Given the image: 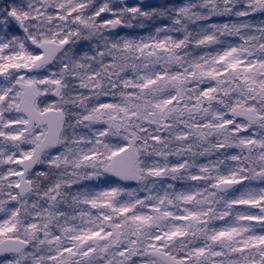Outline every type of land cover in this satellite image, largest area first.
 Returning <instances> with one entry per match:
<instances>
[{"label":"rangeland","instance_id":"374dc122","mask_svg":"<svg viewBox=\"0 0 264 264\" xmlns=\"http://www.w3.org/2000/svg\"><path fill=\"white\" fill-rule=\"evenodd\" d=\"M75 7L78 12L82 6L78 3ZM115 7L116 9H114ZM98 9L105 13L108 12L111 17L100 25L94 19L92 21L90 19L93 25L79 24L74 19H68L66 14L55 12V15L61 17L60 21L62 22L58 24L61 32L57 35H48L50 32L47 31L50 26L46 24L48 17L42 10L37 12L39 15L36 18L31 19L26 16L25 11H22V14L14 19L9 17L5 4L2 5L0 0V17L8 15L11 20L10 31L24 36L25 46L34 41L48 39L72 40L71 50L61 56L55 65L47 69L40 72L25 71L20 73L8 70L4 73L9 77L6 81L3 80L5 83L3 96L0 87V142L10 143L12 146L17 144L18 147L12 154L4 150L2 155L0 149V217L2 219L0 220V239L19 236L30 242V248L19 255L3 259L0 264H66L69 259L71 261L68 264H80L78 263L80 260L78 252L82 255L90 254L99 246L112 245L114 241H121L126 233L130 235L135 233L138 240L146 244V250L159 249L167 252V249L173 248L181 238L193 235L197 223H202L209 213H216L213 210L218 204L225 207L231 205L230 199L244 198V189L216 197L214 192L216 181H214L211 185L212 189H207L203 193L189 189L183 201L177 199L176 203L174 201L171 206L169 197L164 192V189L168 188L164 186L163 182L158 183V178L173 168L185 169L186 159L174 146V142L180 144L190 140L188 133L176 130L164 140L156 137L153 140L152 137L151 141H148L147 137L140 136L142 129H134L129 137L119 139L114 127L111 126L112 121L109 125H98V127L92 125L93 122H81L80 125L70 126L66 124L62 131L60 147L47 150L42 154L39 166L29 171L26 176L30 184V191L23 198H19L16 191L21 172L19 161L38 144L44 134V129H35L30 133L24 131V119L18 111L19 90L14 84L17 78H22L35 86L39 93L37 101L39 109L58 107L64 111L67 118L68 116H79L83 119L97 114L129 117L133 118V121L139 122L138 126L142 128L147 127L145 120H152L163 115L169 106L173 107L175 101L181 103L180 98L185 96L179 77L176 79L164 78V81H168L167 85H159L158 82L161 79L157 77L156 70L151 67V65L154 68L170 66L175 62V57L167 50L165 52L164 50H155L156 54L153 58H146L144 55L140 58L137 51L126 54L117 53L116 58H123L126 55L122 62L127 64L129 71L122 80L112 83L108 93H106V88L110 84L101 82L98 77H85L80 73L76 75L77 77L64 81L60 66H64L65 60L72 57L71 55L76 49L82 51L92 49L96 53V57H88L84 54L81 59L98 61L106 49L116 44L118 35L128 32L133 28V25L141 26L144 19L158 12V5L142 9L140 6L129 5L127 7V5L116 2L111 3L110 6L100 4ZM68 14H72V12L70 11ZM89 17L91 18V16ZM115 18L123 22L118 31H112L110 28V22ZM67 19L68 21H65ZM37 58L38 54L29 51L27 55L23 56L25 67L33 65ZM218 61L219 58L205 63L200 70L211 72L213 66H216L214 64ZM229 65L235 70L238 67L240 75L249 74L253 70L248 64H239L232 59L229 60ZM11 80H13V84L10 83ZM57 86H61L62 89L59 96H54L53 91ZM230 100L233 103L230 108L264 114V85L255 94L245 97L234 94ZM225 115L228 116V113L221 109H215L207 115L201 114L200 122L193 121L192 123L200 128L208 127L211 124L219 125ZM263 132L264 122L256 127H250L243 123L239 130L241 134H252L256 142L261 140ZM65 141H69L70 144L73 141L76 144L75 150L89 153L88 158L95 161L96 167L92 171V176L95 178L94 191L98 194L95 196L98 201H90L91 194L85 188L70 194L67 199L69 209L64 212L65 208L60 207L59 214L54 220L57 229L54 232L48 227V202L46 200L49 201L50 198L55 200L62 196L63 179L58 178L56 173L49 169V166H53L64 158L63 143ZM127 142H134L140 152L141 160L137 166L140 173L143 171L140 163L144 162L146 157L150 160L146 187L140 189L131 185L121 186L109 196L98 197L100 188L96 186V183L98 180L100 182L103 177L101 170L106 168L105 163L110 155ZM83 158L76 159V167L80 166ZM86 162L88 161L86 160ZM256 162L264 165V155H260ZM209 170L207 174L215 176V171ZM259 181L256 174L251 173L249 185L255 187ZM132 199L135 204L141 205L142 209L137 212L132 211L134 214H131V221L127 217L123 220L122 213L128 203L133 201ZM12 203L19 205L24 212L28 208L30 215L19 219L15 215H10L8 209ZM99 216L106 217L98 219ZM107 217H120V220L115 225ZM193 218L196 221L190 222ZM250 228L249 222L244 225L237 221L220 227L219 234L237 231L248 232L243 233L245 238L238 243L246 248L241 251L232 250L235 255L231 257L230 264H254L256 260L264 257V251H261L264 244V231L256 233L254 229ZM101 253L105 255L90 257L85 264L113 263L116 256L120 260L124 252L114 253L102 249ZM170 255L183 264H195L192 255L183 251V248L178 249L175 254L170 252ZM131 264L162 263L146 256V258L138 259Z\"/></svg>","mask_w":264,"mask_h":264},{"label":"trees","instance_id":"16d2710c","mask_svg":"<svg viewBox=\"0 0 264 264\" xmlns=\"http://www.w3.org/2000/svg\"><path fill=\"white\" fill-rule=\"evenodd\" d=\"M111 2L116 3L120 0H1V4H5L9 17L14 19L18 18L22 11H25L26 16L31 19L36 18L39 15L37 12L45 9L48 17L46 24L50 26L47 29L50 31L48 35H57L61 32L58 25L62 22L61 17L55 15V12L66 14L68 19H74L79 24L93 25L91 21L94 19L100 25L109 18V14H101L98 6L100 4L106 6ZM78 3L82 7L76 12L75 6ZM223 3L222 10L225 9V13H228L226 18L209 20L202 16L213 13L216 8L219 11L216 6ZM70 11L72 14H68ZM10 18L8 15L0 17V80L4 79V72L7 70L17 73L23 71L26 66L23 56L32 51L30 46L24 45V36L10 31ZM117 42L118 45L114 47L122 45L127 52L137 51L140 58L143 55L146 58H153L156 54L155 50L169 51L175 57L172 65L158 68L151 65V67L156 70L157 77L161 79L158 82L159 85H167L168 81H164V78H180L181 89H184L185 95L180 98L181 103L175 101L173 107L169 106L163 115L152 120H145L147 121L145 128L138 126L139 122L133 121V118L111 114L91 115L83 119L79 116H68L67 124L70 126L80 125L81 122H93L92 125L98 127V125H109L112 121L111 126L114 127L119 139L129 137L134 129H142L140 136L147 137L148 141H151L152 137L153 140L154 137L164 140L176 130L188 133L190 140L180 144L174 142V146L186 159L185 169L173 168L158 178V183L163 182L168 188L164 189V192L167 193L171 206L177 199L183 201L189 189L203 193L207 189H212L211 185L216 180L245 177L246 181L235 189L237 191L244 189V198L230 199L231 205L225 207L218 205L213 210L216 213H209L202 223H197L193 235H186L176 242L173 248L167 249V252L175 254L178 249L183 248V251L192 255L195 264H230L231 257L235 255L232 250L241 251L246 248L238 243L245 238L243 233L248 232L219 234L222 225H229L234 221L244 225L249 222L250 229H254L256 233L264 231V177L255 187L249 185L251 173L264 168L263 164L256 162L260 155H264V133L261 134V140L256 142L254 136L239 133L242 122L231 120L227 115L219 125L211 124L200 128L198 125L194 126L192 122H200L201 114L207 115L215 109L227 112L233 104L230 98L234 94L245 97L257 93L259 88L262 89L264 85V0H166L162 3L158 16L146 18L142 26H134ZM92 54L89 53L93 56ZM116 54L107 51L99 63H94L92 60H82V53L76 49L72 57L65 60L64 66H60L63 71V80L68 81L80 73H84L85 76L96 75L103 79L104 83L110 84L106 88L108 93L112 81L117 83L122 80L124 70L127 68V64L122 62L126 55L123 58H116ZM217 58L219 61L214 64L216 66H213L211 72L200 70L205 63ZM230 59L239 64L246 63L253 70L249 74L240 75L238 67L235 70L229 65ZM2 80L0 87L3 96L5 83ZM147 117L150 118V116ZM75 145L73 141L71 144L65 141L63 143L64 158L53 166H49L58 178L63 179L62 196L55 200L52 198L49 201L46 200L48 220L53 229H55L54 220L60 207L69 209L67 199L73 192L82 188L88 189L91 194L90 201H98L95 198L98 194L93 189L92 176L96 163L88 158L89 153L75 150ZM17 147V144L12 146L10 143L0 142L2 155L4 150L9 154L15 153ZM78 157L84 158L80 166L76 167ZM86 160L88 162L85 163ZM149 162V158L146 157L144 162L140 163L143 170V179L137 186L140 189H144L147 185ZM209 169L215 171V176L207 174ZM103 174L105 177L101 182L98 197L109 196L114 190L124 186L108 179L105 171ZM141 209V205L135 204L134 200L129 202L122 213V219L127 217L131 221V214H134L132 211L137 212ZM8 210L10 215H15L18 219L30 215L28 208L24 212L15 203L10 204ZM100 217L106 216L97 218L100 219ZM107 219L116 225L120 217H107ZM0 220H2L1 217ZM193 221L196 219L190 220V222ZM145 245L138 240L135 233L132 235L126 233L121 241H114L112 245L99 246L90 254L82 255L78 252L80 259L78 263L85 264L90 257L105 255L101 253L103 249L114 253L124 252L120 260L116 256L114 262L109 264H131L138 259L146 258ZM261 251H264V244ZM70 261V259L67 260L66 264ZM254 264H264V257L256 260Z\"/></svg>","mask_w":264,"mask_h":264},{"label":"water","instance_id":"95a60500","mask_svg":"<svg viewBox=\"0 0 264 264\" xmlns=\"http://www.w3.org/2000/svg\"><path fill=\"white\" fill-rule=\"evenodd\" d=\"M143 5L153 4L157 0H125ZM120 21H114L112 28L117 29L120 27ZM69 41H55L44 40L36 45V48L41 52L40 58L37 62V67H44L51 65L55 59L69 46ZM17 87L20 91V111L25 116L26 122L24 127L26 131L32 130L34 127L40 128L45 126L46 131L40 144L33 149L31 154L20 161L22 168L21 178L19 180L17 189L20 195L27 193V180L23 176L29 169L37 166L41 153L47 148H54L60 142V135L64 126V114L61 109H47L40 111L35 106V101L38 97L34 87L27 82H17ZM230 116L244 120L247 123L254 125L262 119L260 115L244 112L239 110H231ZM139 158V153L136 151L133 144H128L120 151L114 153L109 161L108 176L116 181L124 184L137 185L141 180V175L136 171V164ZM263 175V172H258ZM242 180L238 181H221L216 184V191L218 193H225L234 187L240 185ZM28 246L26 240L9 237L0 240V258L10 254L21 252ZM148 254L156 257L164 264H182L181 262L173 259L169 254L160 250H149Z\"/></svg>","mask_w":264,"mask_h":264},{"label":"flooded vegetation","instance_id":"af4514ba","mask_svg":"<svg viewBox=\"0 0 264 264\" xmlns=\"http://www.w3.org/2000/svg\"><path fill=\"white\" fill-rule=\"evenodd\" d=\"M126 4L130 5L129 3H126Z\"/></svg>","mask_w":264,"mask_h":264}]
</instances>
